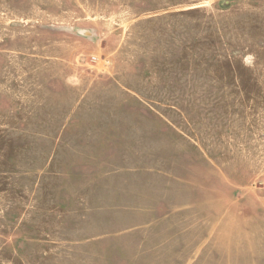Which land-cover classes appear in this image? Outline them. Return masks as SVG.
<instances>
[{
	"label": "rangeland",
	"instance_id": "374dc122",
	"mask_svg": "<svg viewBox=\"0 0 264 264\" xmlns=\"http://www.w3.org/2000/svg\"><path fill=\"white\" fill-rule=\"evenodd\" d=\"M195 235L264 264V0H0V264Z\"/></svg>",
	"mask_w": 264,
	"mask_h": 264
},
{
	"label": "crops",
	"instance_id": "0c3cea01",
	"mask_svg": "<svg viewBox=\"0 0 264 264\" xmlns=\"http://www.w3.org/2000/svg\"><path fill=\"white\" fill-rule=\"evenodd\" d=\"M181 213L185 215V211ZM203 216L206 217L207 220L208 218L210 219V215L208 214ZM194 218H195V213H194ZM216 240L217 239H214V235H209V236L195 235V238L191 241V244L195 245V248H188L189 251L186 252L185 254L176 253V259L179 257L183 258L184 260L190 261L189 264H210V263L215 264ZM187 244L188 243L185 242V245ZM223 260L228 262L229 258H224Z\"/></svg>",
	"mask_w": 264,
	"mask_h": 264
},
{
	"label": "trees",
	"instance_id": "16d2710c",
	"mask_svg": "<svg viewBox=\"0 0 264 264\" xmlns=\"http://www.w3.org/2000/svg\"><path fill=\"white\" fill-rule=\"evenodd\" d=\"M230 2V1H229Z\"/></svg>",
	"mask_w": 264,
	"mask_h": 264
}]
</instances>
